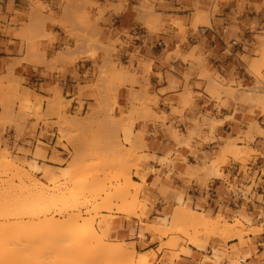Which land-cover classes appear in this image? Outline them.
<instances>
[{
	"label": "rangeland",
	"instance_id": "rangeland-1",
	"mask_svg": "<svg viewBox=\"0 0 264 264\" xmlns=\"http://www.w3.org/2000/svg\"><path fill=\"white\" fill-rule=\"evenodd\" d=\"M1 1L0 20L2 19ZM155 1L139 0L138 2H132V10L138 14L140 20H147V26H149V22L156 21L159 18V16L157 18L155 15L153 7ZM204 1L203 4L195 5L189 21L188 19L187 21L181 19L171 21V24L176 29L174 35L175 40L178 41V46L175 47L173 52H167V50L164 52L166 60L180 61L189 66V70L183 75L185 84L182 94L179 95L181 98L179 108L174 107L173 102L165 101L163 103V106L170 107L171 115L180 117V123H187L185 135L182 134L179 128H174V124L165 126L167 116L164 112L158 110L160 100L154 95H149L148 85L141 84V82H147V76L150 73L149 65L147 67L141 58L132 56L129 64L125 66L115 57L117 54L115 46L119 42L117 40L111 41L110 38L106 41L103 40L102 30L94 29L104 13L110 10H113L116 14L125 11L128 0H106L104 5H99L93 1L76 0V6L68 10L69 19L64 21L56 19L53 10L40 0H30L28 10L25 13L15 12L17 16L27 19V24H20L21 29L13 34L15 38L21 41L27 53H37L36 44L40 40L48 39L51 40V43L53 42V35L50 32L46 33L44 28L45 24H50L63 29L69 38L75 41V44L73 48L67 45L58 48V52L47 62L56 64L61 62L66 67H73L76 62L83 58L95 62L101 53L103 65L98 68L96 80L83 86L77 84V91L74 94H65L63 90L55 87L51 99L38 98L33 102L30 97L31 91L24 88V81L14 78L12 72V68L22 62H26V60L11 61L8 69L11 70L12 78L7 82L0 78V128H3L2 131L5 128H15L17 136L12 146L6 140H3L2 136L5 132L0 133V155L4 153L6 156L3 155V160L15 165L18 171L9 170L10 174L15 171L13 175H10L8 170L7 173H4V168H2L3 172L0 168V191H2V194L0 192V199L7 194L18 193L17 189L19 187L17 185L22 186L21 183L27 184L29 187L34 183L42 185V188L46 186L47 189L44 188L45 195L48 194L46 196L61 202L49 207L50 211H47L46 219L52 218L56 220L57 218L56 221L63 220L61 223L64 224L66 222L64 221L65 217L71 213L75 214V212L78 214V211L85 220L92 219L91 217L93 216L96 232L102 236L104 230L108 231H106V237L103 239L105 245L111 246L112 244L122 243L123 248L127 246L126 250H133L135 253H133V256L144 255L148 257L149 264H179L181 257L191 255V249L202 252L203 256L198 264H244V262H240V259L246 257V255L249 256L248 263L253 256H256L259 260H264V181L257 178L256 172L252 174L248 168L254 158L262 156L251 149V144L255 142L256 138L264 140V112H262L264 105L261 104L260 106L259 102L253 100L255 98L252 96L254 91L256 93L254 96L257 99V95L260 92V94L264 93V23H252L249 29L250 37L245 36L246 34L243 30L237 28L239 24L237 19L246 12L245 8L253 10L254 13L264 12V0H256L253 3H245L242 0ZM63 2L67 5L69 4V0H61L58 8H61ZM228 2L232 3L233 6L230 10L231 14L228 24H226L225 28H222L224 38L219 39L224 48L218 49V52H202L199 47H191L188 44L189 35L187 31L191 32V37L203 36L205 30H210L212 26L210 22L216 17L222 16V4ZM12 3V1L9 2V7L12 6ZM141 8H143V11L146 9L148 14L145 15V11L143 12ZM92 9H96L95 17H92ZM150 9L152 12L151 17V14L149 15ZM8 11H10V8ZM153 15L155 18H152ZM10 25H15L13 19ZM187 25L189 26L188 29ZM3 33L12 34L13 30L6 28ZM129 39L131 40V38ZM231 40H235L239 46H231ZM182 45H186L187 51L181 47ZM92 46L93 48L95 47L94 51H96H93L90 56V51L93 50ZM22 51L23 48L20 53ZM41 54L42 59H45L44 52ZM258 59L263 61L261 62ZM134 62H137L136 67H134ZM220 62L223 63V68L217 69L215 65ZM104 66L109 68V71L112 68L115 69L117 73L113 74V76L112 74H104L107 70ZM108 70L105 73H110ZM191 78L196 79L197 83L188 85L187 82ZM214 82L213 88L212 83ZM193 87L201 90L209 97L214 102V107L217 110L227 108L229 104H232L233 113H237L240 108H245V114L250 117V120L241 124L236 132L226 133L225 131H217L223 125V122L218 118L219 115L213 116L210 112H204L191 119L183 118V113L186 110H191L194 100L201 96L199 93L192 92ZM252 87L253 90H249ZM124 88H126V97L124 101H121L118 97L119 90ZM256 88L260 89V91ZM241 89L250 91L251 97L246 94L245 90ZM228 91L231 93L227 94ZM261 96L263 100L264 95L262 94ZM134 97L136 100H134ZM247 98H251L253 101H248ZM73 103L76 104L77 108H72ZM100 103L104 105L105 111ZM101 110L103 111L101 112ZM31 119L35 122L31 126L33 131L30 136L31 139L35 138V130L41 125L39 138L45 139L49 137L52 138V142L49 140L47 144H44L39 140H34L33 142H23L21 147L17 146V143L25 140L28 132L26 124ZM227 120L233 121V117L227 118ZM66 123L70 126L72 125V128L77 131L70 129L69 126H66L68 125ZM155 124L160 125V128L177 147L189 148L191 161L182 158L177 153H174L173 156L168 153L162 158H157L154 153H150L147 144V138L150 133L147 127ZM82 126L84 129H82ZM256 126L258 127L257 129L255 128ZM77 128L80 129L78 130ZM191 142L210 145V148H208V152L196 150L190 147ZM233 142L235 143L234 145L231 144L233 145L231 147L229 143ZM234 149H237L236 151L238 152L236 156L233 153ZM62 151L63 154L60 153ZM239 153L241 154L239 155ZM3 160L2 162L5 163ZM75 161L78 162L75 164L78 165L76 172L73 171V168H76L75 165L74 167L72 165L73 162L76 163ZM34 163L39 165V169ZM153 165H158L160 168L163 167L165 173L161 169L155 170ZM179 165H182L184 169L180 170L178 168ZM233 165L239 167L238 176L236 175L235 178H232L231 174L224 175V169ZM63 170L71 173L73 171L75 175L73 174L74 178L71 177L72 181L65 180V177L63 179L59 177L55 183H47V181H50L47 179L51 177L50 175L55 174L58 177L64 172ZM22 171L26 172L25 174L27 175L25 176ZM71 173L69 176L72 175ZM261 174L264 176V171ZM125 175V178L127 179L128 176V179L125 182L122 180L124 186L129 185V182H135V189H132L134 188L132 186L131 189L126 186L130 189L127 200L130 199V195L137 201L138 208L135 209L134 214L132 213L133 215L128 214L130 208L127 206V211L123 210L125 213H121L122 209L120 207L118 209L120 205L118 200L114 202L112 199L110 202L111 204L114 202L116 206L115 204H113L114 206H109L110 203H108V206L99 205L101 204V198H104V193L107 191L106 193L110 195L113 192L112 188L116 187V184L119 185V178ZM66 177L68 178V176ZM150 177L152 180L149 183ZM213 178H220L226 183V196L222 200L225 206L220 205L215 209L207 205L210 196L215 194L208 189ZM173 179H176L181 186H178ZM84 183H88L93 192H85L83 190ZM12 185H14L13 189ZM136 185H138V192H135ZM15 186L18 188L16 187L17 189H15ZM193 187L199 188L200 191H206L205 198L199 199L195 205L193 204V198L189 196V192H191ZM133 190L135 193L132 194ZM153 192L162 199L161 203L152 196ZM1 195L3 196L1 197ZM69 196L72 197L71 199L75 197L74 200H71L76 205V211L74 212L69 211L72 204L68 202V200L70 201ZM178 197H181V201L177 200ZM240 201L244 203L241 206H237ZM253 202L257 206L253 205ZM102 203H104V200ZM95 204L99 205V208L96 209V206L93 210ZM247 205L251 207V210ZM107 207L109 208L107 209ZM176 207L193 209L213 221L217 219L219 225L223 223L225 226L222 224L224 227L220 228L219 233L217 232L218 234L216 231H212L215 233L213 234L209 231L211 228H207L206 230L210 234L205 229L206 232L203 231L200 227V229L197 227V230H194L187 227L184 223V227H182L179 223L182 229L176 224L177 229L175 230L177 231H175L171 230L174 229L171 220L170 223L172 225L167 222L169 225L166 224L165 226L168 229L167 237L169 239L159 236L148 227V225L156 227L160 222L159 218H165L169 221V217H173L171 215L173 210L178 209ZM102 219H105V221ZM0 222L2 221L0 220ZM237 223L243 226L242 229L239 228L240 226ZM66 224L64 225L66 226ZM226 225L232 226L226 227ZM67 226L65 229H67ZM152 226L150 227L154 229ZM168 226L172 228L169 229ZM224 228L226 232H223ZM227 228L232 230L227 231ZM221 230H223L225 237L224 235H219L223 234ZM253 230L255 233H253ZM233 232L234 234L241 232L242 237L233 239ZM230 234H232L231 238ZM170 240L173 242L170 243ZM43 241L41 238L36 237L31 241L33 242L30 246L32 251L29 250L27 253L26 249L24 250L26 253L19 252L27 255L31 253L32 255L29 254L28 256L30 257L31 255V258L34 256L37 264H52L53 259L50 258L56 255L54 254L55 250L52 251L55 247L52 243L53 247L50 250L51 246L48 247V245L51 241L46 243V245L45 242L43 245ZM168 241L169 245L167 247V244L164 243ZM194 242H197L198 246L191 244ZM23 243L30 245L28 242L20 241L17 248H24ZM172 243L174 244L172 245ZM43 246L48 247L51 253ZM93 249V243L87 245L84 250L85 254L87 253L86 256L89 252L94 253L96 249ZM257 249L262 251L261 255L257 254ZM45 250H47L48 255ZM88 250L89 252H87ZM188 251L190 252L189 255H187ZM57 253H59L58 250ZM100 256L98 260L96 256L95 264H109L106 258L104 260ZM90 257L89 254L87 258ZM32 259L34 260V258ZM83 260L85 259L83 258ZM83 260V263L86 262ZM49 261L51 262L49 263ZM94 261L91 263L94 264ZM33 263L35 262L33 261Z\"/></svg>",
	"mask_w": 264,
	"mask_h": 264
},
{
	"label": "crops",
	"instance_id": "crops-1",
	"mask_svg": "<svg viewBox=\"0 0 264 264\" xmlns=\"http://www.w3.org/2000/svg\"><path fill=\"white\" fill-rule=\"evenodd\" d=\"M12 1V6L9 7V2ZM42 3L48 5L56 15V19L59 21H64L69 19L68 10L71 7L76 6V0H69L67 5L63 2L61 8H58L61 0H40ZM78 1V0H77ZM90 2H95L99 5H104L106 0H87ZM123 1V0H119ZM139 0H128L125 11L120 13H114L110 10L99 19L97 25L94 29L102 30L103 40L110 38L111 41H118L119 44L115 46L117 51L116 58L125 66H127L131 60V57L141 58L145 65H149L150 73L147 76V82H141L143 85H148V93L150 96L154 95L160 100L158 110L164 112L167 116V121L165 126L174 124V128H179L183 135H185V128L188 126L187 123H180V117L177 115H171L170 107L163 106L165 101L173 102L174 107L179 108L180 96L182 94L183 86L185 81L183 75L189 70V66L183 64L180 61L166 60L164 52H173L175 47L178 46V41L175 40L176 29L171 24V21L176 19L186 20L191 19L190 15L197 4H203L204 0H156L153 3L155 9V14L159 16L157 23L149 22V26L146 25V19L140 20L138 14L132 10L133 3ZM245 3H253L256 0H242ZM259 1V0H258ZM2 11L0 20V78L5 82L9 81L11 76V70L8 69V65L11 61L25 59L26 62H22L19 65L12 68L13 77L24 81V88L31 91V100L35 102L39 99H51L53 90L55 87L63 90V92L74 94L77 91V84L83 86L88 82H94L98 76V68L103 65L102 54L100 53L95 62L83 58L82 60L76 62L73 67H66L63 63H53L47 62L52 59L55 53L58 52V48H62L67 45L71 48L74 47L75 41L70 39L66 32L59 28L58 26H52L50 24H45V32H50L53 35V42L51 40L43 39L40 40L36 46L38 52L27 53L26 48L22 46L19 39L15 38L13 34L21 29L20 24H27V19L21 16H17L15 12L25 13L28 10L30 0H2ZM232 3L222 4V16L216 17L213 21L210 30H205L203 36L191 37L190 31H187L188 44L191 47H199L202 52H218V49H223L224 46L219 41V39L224 38L222 28H225L228 24V19L230 17V10ZM63 7V9H62ZM10 8V11H8ZM64 9L66 10L64 12ZM245 13L238 17L237 28L243 30L246 34L245 36L250 37V26L254 22L264 23V12L254 13L253 10L246 9ZM92 17L96 15V9L91 10ZM15 21V25H10L11 20ZM93 19V18H92ZM146 20V21H145ZM152 23V24H151ZM159 24V25H158ZM242 25L244 26L242 28ZM187 25V29H188ZM13 30L12 34L3 33L4 29ZM131 38V40L129 39ZM187 51L186 45L181 46ZM23 48L22 53H20ZM169 48V49H168ZM42 52H44L45 59H42ZM150 63V64H149ZM216 64V63H214ZM137 62H134V67H136ZM217 69L223 68V63H217ZM148 67V66H147ZM197 83L196 79H190L187 84ZM125 89V90H124ZM119 90V100L124 101L126 97V88ZM137 90V89H136ZM193 93H199L201 96L196 98L193 103L191 110H186L183 113V118L191 119L197 116L199 113L210 112L213 116L219 115V120L223 122V125L217 129L218 132L225 131L226 133H234L239 129V126L250 120V117L245 114V108H240L237 113H233V105L229 104V107L217 110L214 107V102L209 99L201 90H197L195 87L192 89ZM88 95V94H86ZM89 99V98H86ZM70 100V99H69ZM90 102L89 100H85ZM90 104V103H87ZM44 105V104H43ZM72 108H77L76 104L73 103ZM233 117L232 120H227V118ZM226 119V120H225ZM259 120V118H258ZM34 120H28L26 128L28 129L27 136L24 141L17 143L18 147L23 145V142H33L34 140H39L44 144H47L52 138H39V133L41 130V125L35 130V138L32 140L31 135L33 131L31 126L34 124ZM0 128V133L5 132L2 136L3 140H6L9 145L15 143V138L17 132L15 128ZM150 136L147 138V144L150 153H154L157 158H162L165 154L177 153L182 158L191 161V154L188 147H177V145L171 140V138L160 128L159 124L149 125L147 127ZM54 132V131H53ZM25 147V146H23ZM191 148L196 150H203L208 152L210 145L199 144V142H191ZM251 149L257 151L261 154V157H256L248 165L251 173H257V178L262 179L261 174L264 171V140L256 138L255 142L251 144ZM63 154V151L60 152ZM39 169V165L34 163ZM155 170H163L158 165H153ZM180 170L184 167L179 165ZM239 167L233 165L229 168H225L223 171L224 175L231 174L232 178L238 176ZM149 183L152 178L150 177ZM178 186H181L176 179H173ZM263 180V179H262ZM231 182V181H230ZM168 184V183H166ZM209 190L213 191L215 194L211 195L207 205L210 208L215 209L218 206H225L222 203L223 197L226 196L225 189L226 183L220 178H213L208 186ZM159 203L162 199L157 196L155 192L152 193ZM189 196L193 198V204L198 203L199 199H204L206 196V191H200L199 188L193 187ZM181 201V197L177 198ZM244 202L240 201L237 206H241ZM253 205L257 206L255 202ZM251 210V207L247 205ZM187 210H193L188 209ZM194 211V210H193ZM196 212V211H195ZM199 213V212H198ZM165 218H159L158 225H163V220ZM197 245V242L191 243ZM190 252H187L189 255ZM257 254L261 255L262 251L257 249ZM202 252L196 249H191V255L186 257H181V262L179 264H198L202 259ZM249 256L246 255V260L244 264H264V260H259L256 256H253L249 263L247 260ZM243 262V261H240Z\"/></svg>",
	"mask_w": 264,
	"mask_h": 264
},
{
	"label": "bare ground",
	"instance_id": "bare-ground-1",
	"mask_svg": "<svg viewBox=\"0 0 264 264\" xmlns=\"http://www.w3.org/2000/svg\"><path fill=\"white\" fill-rule=\"evenodd\" d=\"M143 8H145V7H143ZM143 8H141V10L143 11ZM144 11H145V15L146 14H148L147 13V10L146 9H144ZM143 11V12H144ZM152 12H151V9H150V11H149V15L151 14ZM149 15H147L148 17H149ZM156 15V14H155ZM152 16V14L150 15V17ZM157 16V15H156ZM152 18H155V16L153 15V17ZM157 18H158V16H157ZM156 20V19H155ZM158 20V19H157ZM157 20L156 21H154L155 23H157ZM146 21V20H145ZM149 21V20H148ZM154 22H152V23H154ZM145 23H147V22H145ZM151 23V24H152ZM154 23V24H155ZM147 25V24H146ZM159 25V24H158ZM94 43H96V42H94ZM97 44V43H96ZM89 46V45H88ZM87 46V47H88ZM91 46V45H90ZM96 46V45H95ZM104 46V45H103ZM92 48H93V46H92ZM98 48H99V46H98ZM104 48V47H103ZM110 48V47H109ZM94 49H95V47L93 48V50L92 51H90L91 53H90V56H91V54L93 53V51H94ZM107 49V48H106ZM112 49V48H111ZM104 50V49H103ZM108 50V49H107ZM262 50V49H261ZM96 51V50H95ZM94 51V52H95ZM105 51V50H104ZM95 54V53H94ZM261 59V58H260ZM259 60V59H258ZM259 61H261V60H259ZM263 61V60H262ZM261 61V62H262ZM258 62V61H257ZM260 62V63H261ZM256 63V62H255ZM111 65V64H110ZM255 66H257V65H255ZM105 68H106V66H104ZM107 70L109 69V68H106ZM255 69V68H254ZM103 70H105L104 68H103ZM106 70V71H107ZM111 70V69H110ZM113 70V71H112ZM112 73H111V71H109L110 73H105L104 72V74H112V76H113V74H116L117 72H116V70L115 69H113L112 68ZM115 72V73H114ZM203 75V74H202ZM205 75V74H204ZM107 76V75H106ZM213 84H215V82L214 83H212V85ZM221 85V84H220ZM217 86V85H216ZM257 86V85H256ZM256 86H254V87H256ZM212 87V86H211ZM213 88H214V85H213ZM251 88V87H250ZM220 89V88H219ZM231 89V88H230ZM257 90H258V88H256ZM213 90H215V89H213ZM227 90V89H226ZM241 90H245L246 91V94H248V95H250V91H247L246 89H241ZM249 90H253V87H252V89H249ZM258 91H260V89L258 90ZM252 92V91H251ZM228 93H231L230 91H228L227 92V94ZM245 93V92H244ZM261 93V92H260ZM259 93V95H257V97H258V99L256 98V96H254V95H256V93H255V91H254V94L252 95L255 99H253L254 101H256V102H259V104H260V106H261V104L262 105H264V99L262 100V94L264 95V93H262V94H260ZM258 94V93H257ZM230 95V94H229ZM247 95V96H248ZM246 96V97H247ZM147 97V96H146ZM246 97H244V98H246ZM249 97V96H248ZM250 97H251V95H250ZM260 98V99H259ZM250 99V100H249ZM247 98V100L248 101H253L251 98ZM101 101H102V99H100ZM134 100H136L135 99V97H134ZM256 102H254V103H256ZM101 104V103H100ZM99 104V105H100ZM102 105V104H101ZM257 105V104H256ZM106 106V105H105ZM104 107V105H102V108ZM100 108V107H99ZM262 108V107H261ZM264 108V107H263ZM103 110L105 111V109L103 108ZM103 110H101V112L103 111ZM262 112H264V110L262 111ZM94 114H96V113H94ZM99 117V116H98ZM90 118H92V117H90ZM93 119L94 120H96L94 117H93ZM98 120V119H97ZM96 122V121H95ZM3 123V122H2ZM1 123V124H2ZM5 123H6V120H5ZM72 123V122H71ZM87 123V122H86ZM4 124V123H3ZM66 124H68V123H66ZM93 124V123H92ZM89 125V124H88ZM256 125V124H255ZM66 126H69L70 127V129H74V128H72V125L70 126L69 124L68 125H66ZM75 126V125H74ZM87 126V125H86ZM85 126V127H86ZM89 127H91V126H89ZM250 128V127H249ZM256 129L258 128L257 126L255 127ZM254 128V129H255ZM78 130L80 129V128H77ZM82 129H84V127L82 126ZM75 131H77L76 129H74ZM85 130H88V129H85ZM250 131H252V130H250ZM234 143L235 142H233V143H229V145L232 147L233 145H234ZM231 144H233V145H231ZM236 146V145H235ZM226 150V149H225ZM232 150V149H231ZM237 150V149H236ZM235 149L233 150V153H234V155L236 156L237 154H238V152L236 151ZM239 151V150H238ZM232 152V151H231ZM230 152V153H231ZM240 152V151H239ZM3 153V152H2ZM123 154V153H122ZM127 154V153H126ZM241 153H239V155H240ZM3 155H4V153H3ZM0 155L1 157H0V159H4V156H6V155ZM2 156H3V158H2ZM126 156V155H125ZM7 159V158H6ZM2 160H0L1 162H0V164L2 165H0V168L2 169V168H4V170L6 171H4L3 169H2V172L4 171V173H7V170H8V174H10V171L9 170H17L16 169V166L15 165H13V164H11L10 162H8V161H5V160H3L5 163H3L2 162ZM77 160V159H76ZM135 160V159H134ZM53 161V160H52ZM54 162V161H53ZM76 162V161H75ZM78 162H76V163H74L73 162V167H74V165L75 164H77ZM4 164V165H3ZM4 166V167H3ZM7 169H6V168ZM75 167L76 168H73L74 170L73 171H77L78 170V165H75ZM72 168V167H71ZM15 171L13 172V173H15ZM18 171V170H17ZM64 171V170H63ZM69 171H71V170H69ZM73 171H72V173L71 172H68V171H64L63 173H61V175L60 176H58V177H56V175L55 174H52V175H50L51 177H49V176H47V177H49V178H47V179H49L50 181H47V183L49 182H53V183H55L56 181H58L57 180V178H59V177H61L62 179L65 177L66 179L65 180H71V177L72 178H74L73 177ZM75 171V172H76ZM23 172V174L26 176L27 174H25L24 173V171H22ZM13 173H11L12 175H13ZM72 174V175H70L69 176V174ZM10 174V175H11ZM17 174V173H16ZM15 175V174H14ZM21 176H22V174H20ZM75 175V174H74ZM19 176V175H18ZM20 176V177H21ZM66 176H68V178L70 177V179H68ZM29 177V176H28ZM126 177V175L125 176H122V177H120L119 178V185H117L116 184V187H114V188H112L113 190V194L111 195H109V193H104V198H101V204H99V205H101L102 206V204H103V206L105 205V206H108V203H110L111 201H112V199L114 200V202L116 201V200H118L120 203V205L118 206V209H119V207H120V209H122L121 210V213H125L126 211H127V209L128 208H126V206L127 207H129L130 208V210H128V214H131V215H133L134 214V212H135V209H137L138 207H137V201H136V199L135 198H133L132 196L130 197V195H129V200H127V195L129 194V190L132 188V187H134V188H132V189H135V182H129V180H128V182H129V185H126V186H128L129 188H127L126 186H124V184L122 183V180L125 182L127 179H128V176H127V179L125 178ZM24 178H26V177H24ZM125 178V179H124ZM29 179H31V178H29ZM24 180H26V179H24ZM53 180V181H52ZM73 180V179H72ZM71 180V181H72ZM21 181V180H20ZM32 181H34V180H32ZM9 182V181H8ZM35 182V181H34ZM63 182H65V181H63ZM67 182V181H66ZM127 182V183H128ZM3 183V182H2ZM11 183V182H10ZM33 183V182H32ZM31 183V184H32ZM53 183H51V184H53ZM68 183V182H67ZM122 183V184H121ZM12 184V183H11ZM22 184V186L20 185H17V186H15L14 188L15 189H17L18 191V193H12V194H5L6 196L3 198L2 196L3 195H1V199H0V220L2 221V222H0V264H37V262L35 261V257L34 256H32V258H34V260L31 258V253H29V254H31L30 255V257L27 255V254H21L19 251H22V252H25L26 253V251H24V250H26L27 249V253H28V251L30 250V251H32L31 250V244L33 243V242H31V241H33V239L34 238H36V237H39V238H41L42 239V241H43V245H44V242H45V245H46V243H49L50 241V244L48 245V247H50L49 249L50 250H52V247L54 246L55 248L52 250V251H54L55 250V252H54V254H56V255H53V258H50V259H53V262H52V264H74V263H76V264H80V263H82V264H93V263H91L92 261H94L95 259H96V256H97V260H98V257H99V255H101L100 257H103V259L104 260H106L107 259V262L109 263V264H124L125 262V264H127V261H128V264H149V262H148V257H146V256H139V255H137V257H135V256H133V250H130V251H128V250H126L125 248L127 247H124L123 248V245H122V243L120 244V243H118L117 245H111V246H109V245H105V242L103 243V239L106 237V231L104 230L103 231V233L104 234H102V233H100V234H102V236L101 235H99L97 232H96V230H95V227H94V224H93V220H94V218H93V216L91 217L92 219H89V220H85V219H83L82 218V216L79 214V211H78V214H76V212H75V214L74 213H71L69 216H67V217H65L66 219H64V221H66V222H64V224H66V223H68V224H66V226H67V229H65V225L63 224V223H61L62 221L61 220H59V222L58 221H56L57 220V218H56V220H53L52 218L50 219H46V213H47V211H50L49 210V207L50 206H55L56 205V203L58 202V201H56V200H54V198L53 199H51L50 197H48V196H46V195H48V194H46L45 195V193L46 192H44V188H46V186L44 187V188H42V185L40 186L38 183H34L33 185H31V187H29V185H25L24 183H21ZM57 184V183H56ZM139 185V184H138ZM138 185H136V190H135V192H138V190H137V188H138ZM8 186V185H7ZM13 186L14 185H12L11 187H12V189H13ZM55 186V185H54ZM84 188H83V190L86 192L87 191V193L88 192H93V189L92 188H90L91 186L90 185H88V183H84ZM132 186V187H131ZM17 187V188H16ZM139 187H140V185H139ZM9 189H10V187H9ZM47 189V188H46ZM45 189V190H46ZM20 190V191H19ZM92 190V191H91ZM83 191V192H84ZM1 192V194H2V191H0ZM84 192V193H85ZM134 192V190H133V192H132V194L133 193H135ZM6 193V192H5ZM9 193V192H8ZM11 193V192H10ZM24 194H26V195H24ZM90 194V193H89ZM105 194H107L106 196H105ZM131 194V193H130ZM50 196V195H49ZM52 196V195H51ZM95 196V195H94ZM62 197V196H61ZM70 197V196H69ZM68 197V198H69ZM55 198H57V197H55ZM72 197H70V201L71 200H74L75 199V197H74V199H71ZM121 199V200H120ZM132 199V200H131ZM68 200V199H67ZM95 200V199H94ZM103 200H104V203H102L103 202ZM65 201V200H64ZM69 200H68V202L71 204L73 201H71L70 202ZM95 201H97V200H95ZM107 201V202H106ZM130 201V202H129ZM60 202V201H59ZM58 202V203H59ZM113 202V204H115ZM124 203V204H122V203ZM61 203V202H60ZM64 203V202H63ZM65 203H66V201H65ZM96 203V202H95ZM113 204H111L110 203V205L109 206H114ZM122 204V205H121ZM140 204V203H139ZM63 205V204H62ZM99 205L97 206V204H95L94 206H93V210L96 208V206H97V208L96 209H98L99 208ZM70 206V205H69ZM115 206H116V204H115ZM122 206H125V207H122ZM71 207V208H70ZM69 208H70V212H74V211H76L75 209H76V205L75 204H71V206H70ZM181 207V206H180ZM54 208V207H53ZM109 207H107V209H108ZM111 208V207H110ZM123 208H125V209H123ZM140 208V207H139ZM176 208H178V207H176ZM116 209V211H117V207L115 208ZM110 210V209H109ZM125 212H124V211ZM134 210V211H133ZM177 210H179L178 212H176ZM130 212V213H129ZM133 213V214H132ZM136 213H137V210H136ZM135 213V214H136ZM127 214V213H126ZM175 214V215H174ZM139 215V214H138ZM171 215H173V217H169L170 218V220L168 221V220H166V219H164L163 220V225H157L156 227H153L152 225H148V227L151 229V230H154L153 232H156V234H158L159 236H163V237H167V235H168V229H167V227L165 228V226H166V224L167 225H169V224H171L170 223V221L172 220V223H173V225H172V227L174 226V229H171V230H175V229H177V226H179L180 227V225H179V223L182 225V227H184V225H183V223L184 224H186L187 225V227H189V228H191V229H194V230H197L196 228L198 227H200L201 229H203V231H205L207 228L208 229H210L209 231L210 232H212V231H216V233L218 232L219 233V231H220V228H222V226L224 225L223 223V225L221 224V225H219V221L217 220V219H215L216 221H213L212 219H210V218H207L205 215H203L202 213H198V212H195V211H191V210H187V209H185V208H178V209H175V210H173V213L171 214ZM66 216V215H65ZM137 217V216H136ZM41 218H43V219H41ZM103 218H106V217H103ZM139 218V217H138ZM172 218V219H171ZM217 218H219V217H217ZM221 218V217H220ZM62 219V218H61ZM35 220H37V222H35ZM102 220H104L105 221V219H102ZM221 221V220H220ZM224 221V220H223ZM107 222V221H106ZM169 224H168V223ZM236 222V221H235ZM235 222H234V224H235ZM176 224H178L177 226H175ZM230 224V223H229ZM238 224V223H237ZM240 224H241V222H240ZM240 224H238L240 227L239 228H241L242 229V227L243 226H241ZM107 225V224H106ZM170 225V226H171ZM233 225V224H232ZM232 225H226V227H228V226H232ZM236 225V224H235ZM238 225H237V227H238ZM150 226H152L154 229H152ZM225 226V225H224ZM223 226V227H224ZM172 227H170V228H172ZM182 227H180L181 229H182ZM225 227V228H226ZM166 230H165V229ZM168 228H169V226H168ZM169 228V229H170ZM199 228V229H200ZM225 228H224V231L223 230H221V232L223 231V232H226V230H225ZM233 228V227H232ZM236 228V227H235ZM108 229V228H107ZM198 229V230H199ZM205 229V230H204ZM228 230L227 231H231L232 229L231 228H227ZM178 230H179V228H178ZM238 230V229H237ZM247 230V229H246ZM249 230V229H248ZM175 231H177V230H175ZM207 232H208V230H206ZM205 231V232H206ZM239 231V230H238ZM241 231V230H240ZM243 231V230H242ZM254 231V230H253ZM108 232V231H107ZM170 232V231H169ZM172 232V231H171ZM210 232H208V233H210ZM220 232V233H221ZM222 232V233H223ZM197 233H201V232H197ZM213 234H215L214 232H212ZM217 233V234H218ZM228 233V232H227ZM227 233H225V234H227ZM230 233V232H229ZM232 233V232H231ZM253 233H255V231L253 232ZM171 234H173V233H171ZM211 234V233H210ZM107 235H108V233H107ZM220 236H223L224 235V233L223 234H219ZM227 235H229V234H227ZM231 235L232 234H230V238H231ZM50 236V237H49ZM104 236V237H103ZM57 237V238H56ZM103 237V238H102ZM219 237V236H218ZM224 237H225V235H224ZM232 237H233V239H240L242 236H241V232H236L235 234H234V232H233V235H232ZM52 238V239H51ZM59 238H60V241H59ZM168 238V237H167ZM221 238H223V237H221ZM49 241H48V240ZM57 239V240H56ZM169 239V238H168ZM47 240V241H46ZM56 240V241H55ZM173 241H175L174 239H172ZM226 240H228V239H226ZM20 241H23V242H28V244H30V245H27V243L26 244H24L23 243V246H24V248H17V245L19 246V242ZM173 241H171L170 240V243L171 242H173ZM61 242V243H60ZM52 243H53V246H52ZM58 243V244H57ZM91 243H93V246H94V249L93 250H95L94 251V253H90L89 252V250L87 251V252H89V254H90V258H87V256L89 255H87L86 256V254H85V252H84V250L86 249V247H87V245H89V244H91ZM161 243V242H160ZM164 244H167V247H168V245H169V241L168 242H166V243H164ZM174 243H172V245H173ZM21 245V244H20ZM29 246V247H28ZM56 246H58V248H56ZM86 246V247H85ZM163 246V245H162ZM165 246V245H164ZM186 246V245H185ZM22 247V246H21ZM27 247V248H26ZM44 247V246H43ZM48 247L46 248V247H44L45 249H47V250H49L48 249ZM166 247V246H165ZM175 247V246H174ZM29 248V249H28ZM131 248V247H130ZM159 248V247H158ZM173 248V247H172ZM90 249V248H89ZM133 249V248H132ZM47 250H45V253L47 254ZM49 250V251H50ZM57 250H58V252L59 253H57ZM82 250H83V252H82ZM48 251V252H49ZM92 252V251H91ZM50 253H51V251H50ZM53 253V252H52ZM100 253V254H99ZM45 254V255H46ZM93 254V255H92ZM135 254V253H134ZM150 254V253H149ZM171 254V253H170ZM48 255V254H47ZM50 255V254H49ZM81 255H84V256H82L81 257ZM153 256V255H152ZM81 257V258H80ZM45 258H47V257H45ZM83 258L85 259V260H83ZM106 258V259H105ZM240 259V258H239ZM48 260H49V258H48ZM71 260H74V261H71ZM82 260L83 261H86V262H82ZM246 260V257H244V258H242V259H240V261H245ZM33 261L35 262V263H33ZM52 261V260H51ZM51 261H49V263L51 262ZM76 261V262H75ZM96 261V260H95ZM95 261H94V264H95ZM98 262V261H97ZM116 262H119V263H116ZM121 262V263H120ZM51 264V263H50Z\"/></svg>",
	"mask_w": 264,
	"mask_h": 264
},
{
	"label": "built area",
	"instance_id": "built-area-1",
	"mask_svg": "<svg viewBox=\"0 0 264 264\" xmlns=\"http://www.w3.org/2000/svg\"><path fill=\"white\" fill-rule=\"evenodd\" d=\"M231 46L235 47V46H239V44L235 41V40H231ZM54 137V136H53ZM263 181H264V176L262 177Z\"/></svg>",
	"mask_w": 264,
	"mask_h": 264
}]
</instances>
